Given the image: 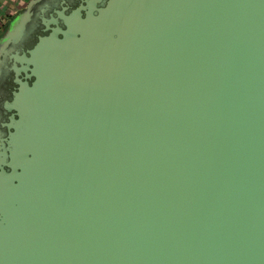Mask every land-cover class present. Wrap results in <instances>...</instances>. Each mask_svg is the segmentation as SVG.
Returning a JSON list of instances; mask_svg holds the SVG:
<instances>
[{
  "label": "water",
  "instance_id": "1",
  "mask_svg": "<svg viewBox=\"0 0 264 264\" xmlns=\"http://www.w3.org/2000/svg\"><path fill=\"white\" fill-rule=\"evenodd\" d=\"M101 1L12 49L0 264H264V0Z\"/></svg>",
  "mask_w": 264,
  "mask_h": 264
},
{
  "label": "flooded vegetation",
  "instance_id": "2",
  "mask_svg": "<svg viewBox=\"0 0 264 264\" xmlns=\"http://www.w3.org/2000/svg\"><path fill=\"white\" fill-rule=\"evenodd\" d=\"M34 1L29 9V21L27 23V29H32L31 33L27 35V32L22 33L21 39L7 49V53H3L0 57V153L4 151V145L2 140L6 135V129L2 125L6 122V118L9 115L4 105L10 100L11 92L16 88L14 83V73L11 67L14 65L13 52L14 47H31L36 42L37 36H44L43 33L46 29L54 28L57 26L63 29V18L67 17L70 12L76 10L79 6H83V0H32ZM105 0H102L99 5L101 6ZM25 8L23 9V11ZM80 16L83 17V12L80 11ZM15 19V18H14ZM56 22V25L52 24Z\"/></svg>",
  "mask_w": 264,
  "mask_h": 264
},
{
  "label": "crops",
  "instance_id": "3",
  "mask_svg": "<svg viewBox=\"0 0 264 264\" xmlns=\"http://www.w3.org/2000/svg\"><path fill=\"white\" fill-rule=\"evenodd\" d=\"M28 2L29 0H0V39Z\"/></svg>",
  "mask_w": 264,
  "mask_h": 264
}]
</instances>
